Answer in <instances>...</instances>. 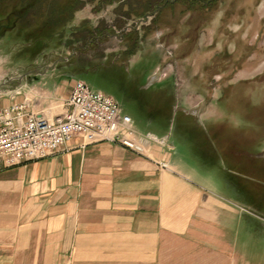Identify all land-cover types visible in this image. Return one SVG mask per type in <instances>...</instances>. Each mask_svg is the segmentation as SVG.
Listing matches in <instances>:
<instances>
[{"label":"rangeland","instance_id":"rangeland-1","mask_svg":"<svg viewBox=\"0 0 264 264\" xmlns=\"http://www.w3.org/2000/svg\"><path fill=\"white\" fill-rule=\"evenodd\" d=\"M19 8L0 0V99L36 89L37 110L56 116L61 81L113 97L140 134L173 144L215 181L239 213L241 263L264 264V0L174 4L122 29L112 8L88 6L58 33L19 25Z\"/></svg>","mask_w":264,"mask_h":264},{"label":"crops","instance_id":"crops-1","mask_svg":"<svg viewBox=\"0 0 264 264\" xmlns=\"http://www.w3.org/2000/svg\"><path fill=\"white\" fill-rule=\"evenodd\" d=\"M73 86L56 87V116L37 110L36 89L0 99V109L27 104L53 121L68 112ZM83 145L77 137L45 159L0 163V264H242L239 213L173 144L151 158Z\"/></svg>","mask_w":264,"mask_h":264},{"label":"built area","instance_id":"built-area-1","mask_svg":"<svg viewBox=\"0 0 264 264\" xmlns=\"http://www.w3.org/2000/svg\"><path fill=\"white\" fill-rule=\"evenodd\" d=\"M68 105L70 110L53 121L29 113L27 104L0 109L2 166L11 168L45 159L77 137L84 141L83 146L109 143L147 158L154 148L166 145L152 134H140L133 118L113 97L85 82L74 84ZM160 167L166 168L162 163Z\"/></svg>","mask_w":264,"mask_h":264},{"label":"trees","instance_id":"trees-1","mask_svg":"<svg viewBox=\"0 0 264 264\" xmlns=\"http://www.w3.org/2000/svg\"><path fill=\"white\" fill-rule=\"evenodd\" d=\"M20 8L12 18L23 27L43 25L45 28L55 30V33L64 31L71 25L78 13L88 6L92 7L94 14L112 8L114 15L120 17L121 29L128 21L140 20L147 17L159 16L160 10L181 4L187 11H193L198 6L205 7L213 4L215 0H19ZM153 20V21H154ZM7 23V22H6ZM97 31V30H96ZM95 31V32H96ZM98 32V31H97ZM90 33V31H89ZM109 33L103 31L101 34ZM135 55V54H133Z\"/></svg>","mask_w":264,"mask_h":264}]
</instances>
